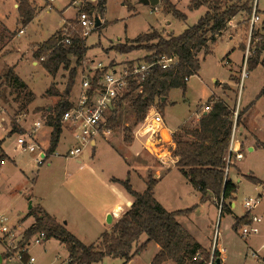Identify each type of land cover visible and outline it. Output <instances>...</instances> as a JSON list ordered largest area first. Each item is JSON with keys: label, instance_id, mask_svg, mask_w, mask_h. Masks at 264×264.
Here are the masks:
<instances>
[{"label": "rangeland", "instance_id": "obj_1", "mask_svg": "<svg viewBox=\"0 0 264 264\" xmlns=\"http://www.w3.org/2000/svg\"><path fill=\"white\" fill-rule=\"evenodd\" d=\"M35 1L38 4L35 6V9L38 11H36L37 15L34 17L33 21L28 24L27 32L20 34L17 38V40L19 39L22 41L23 45H21L20 42H12L5 50V53L19 51V48H23L24 52L19 55L23 58L26 54L29 60L21 61L17 71L35 92L36 96L33 105L40 106L34 109H30L29 106H22V96H18L21 95L18 89L13 86L10 87L7 84L2 85L0 88V97L3 101L7 100L11 102L10 106L5 103L7 101H4V104L7 107L6 110L8 115L13 117L11 120L12 123L16 121V116L24 113H26L25 115H27V113L32 115V113L37 112L42 113L43 119L46 117L49 118L52 112H54L55 106L62 98H65L67 88L72 87L71 97L75 102L78 100V97H80V76L78 75L77 78L75 76L76 79L74 78L73 80L70 79V71L75 68L73 65H76L75 58L73 60L74 62L70 64L67 70L63 68L60 69L61 71L59 70L60 74L58 75V80L52 82L53 76L42 65L41 58L34 55V51L40 43H30L40 42L49 38L54 32L62 29L64 21H68L66 25L69 27L72 34L79 33L85 38V42L88 46L87 56L85 55L83 58L85 62L95 59L96 63L102 62L104 65L116 64L115 68H112V70L115 69L117 72H121L123 70V64H126L125 69L131 67L134 63L138 64L144 61L145 56L151 53V51L141 48L128 53H119L112 49L114 45L119 43L131 45L140 34L148 33L153 29H156L161 34L164 28H166L169 34H181L187 27L197 23L206 11V6H201L198 9H194V11L190 10L188 7L189 0H177V6L171 0L179 10L187 15L186 19H178L173 16L172 13L164 11V4L162 2L154 7L142 3L140 0H107L105 14H99L101 22V18L103 17L107 22L104 21L102 26L100 25L99 28L93 29L89 35L83 36V29L76 21L79 7L74 2L75 0H54L51 2L52 5H46V0ZM85 1H90L85 4L86 6L88 3L96 4L98 0ZM14 3L15 0H0V12L5 15L6 23L11 29L9 30L4 24H0V32L2 33H0V42L2 44H6L5 42L7 41H12L19 29L16 24L17 9L14 7ZM129 5H132V7H129ZM258 9L260 17H264V0L258 1ZM95 14L96 13H93L92 15ZM244 16L249 18L248 14L245 12ZM245 23V27L249 29L247 48L250 41L251 45H254V51L250 47L251 51L249 58L254 55V57H258L259 60H261L264 57V35L260 30H256L255 28L253 29L254 31L251 32L250 18L249 20H245ZM26 25L27 24H23L20 27ZM252 33L255 34L254 38ZM119 37H121L122 40L119 39ZM241 39L240 34H236L233 39H230L229 35L223 36L213 44L212 52L206 57H203V52L200 53L199 57L202 59L199 74L189 77L185 91L182 88H174L171 90L169 101L166 102L164 107V115L168 125L174 126V124L183 122L191 116L194 117L196 115L195 111L208 101V98L213 92L216 91L219 93L220 89L218 87L216 88L217 85L213 78L219 82L230 81L231 69H240L243 63L244 51L239 46V41ZM155 41L156 40H154V42ZM229 51H232L229 56L231 59L230 63L226 56ZM17 55L18 54L0 59V71H2V73L8 68V66L4 67L5 60L9 63L15 62L16 59L20 57L19 55L17 57ZM33 60L39 61V63L34 65ZM247 69L249 71L248 76L242 81V72L240 71L238 78L236 77L238 90L230 93L232 100H234L236 106H239L240 110L241 108L244 109L247 107L253 100L257 102V100L263 96H259V94L264 86V66L259 63L256 67L250 69V66L247 65ZM49 86H51V91L46 93ZM56 92L60 93V95H56ZM21 93L24 94L25 92ZM124 100L125 101L122 103V113L121 115L119 113L120 120L118 119V126L116 129L114 128L112 130L111 135L107 139L104 137L98 138L96 158L98 156V161L106 165L110 172H113L117 176L127 178V171L131 169V166L127 164L123 156L126 155V153L129 155V150L133 151V149L129 148V145L133 141L134 131L139 130L140 123L136 122L135 113L130 106V99L126 98ZM156 103V108L162 113L158 101ZM50 106L52 107L51 113L48 112ZM43 119L40 120L43 121ZM249 119L253 126L260 127L261 131L259 132V136L264 141V102L258 106V109L255 108L253 112H251ZM5 126L10 127V122H6ZM126 127L131 129L132 140L129 142L125 140ZM14 143L16 145V139L12 141L9 147L12 148ZM142 147L141 158H143V161L141 163H144V161L147 163H157L159 161L160 158L145 149L144 144ZM88 152L89 148L85 150L83 159L86 158ZM33 153L34 151L25 150L24 153L22 152L19 154L17 160L23 171L18 168L16 169L12 162L4 164L3 170L0 171V210L5 212L10 220L16 224V241H20L21 239V241L25 240L24 232L32 225V221L35 220L33 215L28 216V211L30 210L29 206L37 205V201L33 194L41 193L45 194L46 197H57L61 189H65L72 185V181L68 183L64 180L65 176L70 172L74 174V179H76L75 175L82 172L77 164H74L71 160H66L65 157L57 155H51L49 157L48 161H51L50 164L47 161L40 165L33 160ZM121 153L123 155H121ZM242 159L244 162L242 166L259 178L261 183H255L246 177H244L240 183L237 182L239 187L235 194L234 202L236 205L234 210L238 216L245 215V199L248 197L261 196V203L253 211L262 217L261 232L257 235L249 236L248 238L242 237L239 234V229L242 225L239 229L235 230L233 227L234 216L226 213L222 214L221 200L214 198L211 194L205 197V201L201 200V202H206L207 200L209 202H207L206 206L204 205L205 208L202 210L203 213L200 214L198 219H194L195 223L197 221L196 224L198 225L187 224L190 226V229L193 230L194 235H192L196 239L206 245L212 244L210 249L203 246L207 251L213 253L215 249H218L215 247L216 244L219 248H223L227 264H264V250H261L259 258L246 255L250 247L261 249V245L264 244V146L257 147L254 152L246 151ZM129 160H131L129 161L131 164H136L133 158L130 157ZM68 161L73 164H67ZM136 167L138 168L137 164ZM140 170L143 172L142 167H140ZM132 173H134V171H132ZM143 175L144 177L140 176L138 179L134 177L131 182L133 187L138 191H143L146 180H148L150 176L153 177V175L148 176L149 173L143 172ZM181 177V174H179L177 170H174L169 178L165 179L156 189L157 196L164 197L169 206H172L169 204L170 202H172L173 205L182 207L194 204L192 200L175 201L174 198L168 197L172 189L175 190V182L179 183L180 185L178 188L184 189V192L188 195V188L186 185L182 184L183 177ZM178 180H180L181 183ZM191 189H193V186H191ZM28 197H31V200H29ZM231 201L233 202V200L228 199L226 203L229 204ZM54 203L56 204L57 201L55 200ZM192 207L195 208L179 216L189 215L195 212L199 205L196 204ZM230 208L232 209V203ZM0 253L3 256V261L0 262V264H17L14 260L6 256L4 246L1 243ZM29 253L36 259L32 264L69 263L68 249L65 244L61 243V241L56 238L45 239L42 244L33 243ZM121 263L122 260L120 258L112 257H105L103 260L96 262V264Z\"/></svg>", "mask_w": 264, "mask_h": 264}, {"label": "trees", "instance_id": "obj_2", "mask_svg": "<svg viewBox=\"0 0 264 264\" xmlns=\"http://www.w3.org/2000/svg\"><path fill=\"white\" fill-rule=\"evenodd\" d=\"M18 1L22 23L28 24L34 18L35 10L29 0ZM160 1L164 4L165 12L172 13L178 19L187 18L186 13L179 10L171 0ZM106 3L107 0H98L96 4L88 3L83 9L90 14L103 15ZM203 5L208 6L207 12L197 23L187 27L181 34L164 37L153 29L148 33L140 34L131 45L119 43L112 47L119 53L145 48L151 51L144 58L147 62L161 55L178 57V63L173 68H152L140 82L134 77L128 78L129 90L123 99H130V106L134 110L137 123L144 120L149 109L157 101L163 111L172 88L180 87L185 91L186 77L197 74L200 69L198 54L207 49L208 43L214 42L216 36L227 29L232 17L241 11L251 16L253 10L252 0H190L189 9H197ZM252 36L255 34L252 33ZM62 38V30H57L47 40L38 44L34 51L36 57H43L42 65L53 76L61 67L64 69L70 67L71 56L76 57L79 62L88 50L85 38L79 33L71 35V43L61 42ZM259 63L264 66V57L259 60L253 55L247 60L250 68L256 67ZM75 76L76 69L73 68L70 71V79L73 80ZM4 84H10L18 89L21 94L18 96H22V106H27L31 101L33 93L26 90L25 83L11 67L6 68L0 75V88ZM20 88L25 89L24 94L21 93ZM50 91L51 86L47 92ZM55 94L60 95L58 92ZM262 95H264V86L259 96ZM208 102L211 107L201 115L197 127H180L181 133L174 135L176 147L172 153L178 158L176 165L181 168L191 184L202 192L201 200L205 201L209 193L221 200L222 214L234 216L233 227L237 230L247 223L250 217L249 213L241 217L235 215L230 208L232 201L229 204L226 203L228 199H235L238 189L236 183L225 175L226 156L235 121L236 105L231 107L221 98H210ZM122 105L120 103L119 113ZM70 106L71 103L62 98L48 118V123L53 126L50 146L47 149L49 154L57 148L62 132L61 117ZM243 114L244 111L240 110L236 121L237 127L241 124ZM118 119L119 116L111 119L110 126L113 129L118 126ZM12 124L11 132H15L19 126L17 121ZM125 129V140L129 142L132 140L131 129L129 127ZM1 143L0 140V146ZM6 158L7 155L0 149V166ZM246 178L255 183H261V180L255 176L248 175ZM121 182L135 200L114 226L101 234L97 243L85 244L38 205L28 211V216L33 215L35 220L25 230L24 241H28L41 230L45 231L46 239L56 238L66 245L69 251L68 264H92L105 257H118L122 260V264H125L142 252L150 241L160 245V250L151 264H164L167 260H172L176 264H209L211 258L213 264H218L216 259L220 258L219 250L215 249L213 253L207 251L178 220L180 214L189 212L195 207L184 211H168L154 196L157 181L152 176L147 181V188L142 192L133 188L129 177ZM143 234H146L148 238L139 244Z\"/></svg>", "mask_w": 264, "mask_h": 264}, {"label": "crops", "instance_id": "obj_3", "mask_svg": "<svg viewBox=\"0 0 264 264\" xmlns=\"http://www.w3.org/2000/svg\"><path fill=\"white\" fill-rule=\"evenodd\" d=\"M176 1L177 0H172V2L175 3L177 6ZM29 2L30 3L32 2V6L36 12L37 10L35 9V6L38 5L36 3V1L35 0L34 1L29 0ZM124 3H126V2H124ZM48 4L52 5L51 2L46 0V5H48ZM189 4H190V0L188 2V7H189ZM106 5H107V3H106ZM18 6H19V1L15 0L14 7L17 9L16 24L18 25L19 29L17 30V33L14 35L12 41H7V42H5L6 44H2L0 42V59L8 58V57H10L12 55H16V54L21 55V53L24 52L23 48H19V51L5 53V50L9 47V45L12 42H20L21 45H23L22 41L19 39L17 40V38L20 34H24L27 32L28 24L31 23L34 19L33 18L26 26L20 27L23 25V23H22V17L20 16V13L18 10ZM156 6H154V7H156ZM203 6H206V11H205V13H206L208 10V6L207 5H203ZM129 7H132V5H129ZM105 11H106V9H105ZM193 11H194V9H193ZM258 11H259V9H258ZM37 12L35 13L34 17L37 15ZM248 17L251 18V16H248ZM249 18L244 16L243 11L238 13L236 16L232 17L228 22L227 29L224 30L220 35H217L216 40L214 42H209L207 49L201 51V52H203V57H206L209 53L212 52L213 44L216 43L218 39H220L226 35H229L230 39H233V37L236 34L241 35L242 39L239 41V46L244 51L242 66L240 69H237V70H234L233 68L231 69L232 73L230 75V81L229 82H219L218 80H215L213 78V80L216 82V85H217L216 88L218 87L220 89V91H219V93L216 91L213 92V94L208 98V101L210 98H214V99L221 98L227 104H229L231 107L233 105H236L234 100H232L230 93L235 91V90H238L236 77L238 78L240 71L243 67L245 55H248V58H249L250 51H251L250 47L254 51V45H251V41L248 44V48H247V39H248L249 29L247 27H245L246 26L245 20H247V19L249 20ZM101 19H102V22L100 25L102 26V23L105 21V19H104V17ZM66 20H69V19H66ZM263 20H264V17H262L261 20L257 21L254 24L253 28H251V32L255 28L256 30H260V32L264 35ZM105 22H107V20ZM0 24L1 25L4 24L9 30H11L6 23L5 15L1 14V12H0ZM8 29H6V30H8ZM20 30H23V32H20ZM162 31H163L162 35L164 37H169L171 35L166 30V28H164ZM1 34H0V37H1ZM126 38H129V37H126ZM253 38H254V36H253ZM47 39H45V40H47ZM119 39L122 40L121 37H119ZM130 39H133V38H130ZM45 40L40 41V42H30V43H42ZM27 46H25V47H27ZM20 51H22V52H20ZM232 51H229L226 54V56L228 57L229 63L231 62V59L229 58V56H230ZM87 52H88V50H87ZM200 53L198 54V58L200 60V68H201V59L202 58L199 57ZM18 55H17V57H18ZM263 55H264V53H263ZM86 56H87V53H86ZM74 58L76 61V65H73V67L77 68L76 69V73H77L76 78L79 75L81 78V81H82L83 71L86 67V63H87V66H91V67H96V66H98L99 63H101L105 67V69L115 68V65H116V64L115 65H104L102 62L96 63L95 59H91L87 62H85V59L84 60L82 59L81 61L78 62L76 57H74V56H71V63L74 62L73 61ZM24 60H29V58H27L26 54L23 58L20 56L18 59H16L15 62H12V63H9L8 61L5 60V66L4 67H6V66L13 67L15 74H17L23 80V82L26 85L27 90L31 91L33 93L31 101H29L27 106H29L30 109H34L35 107L40 106V105L39 106L33 105V101H34L35 96H36L35 92L30 87V85L26 82V80H24V78L17 71L18 67L21 64V61H24ZM38 63H39V61L33 60L34 65H37ZM114 63H116V62H114ZM125 67H126V64H123L122 68L124 69ZM61 68H63V67H61ZM250 69H252V68H250ZM64 70H67V69H64ZM60 71L57 72L58 74L56 75V77L52 75L53 76L52 82H54L55 80L56 81L58 80V78H59L58 75L60 74ZM1 73H2V71H0V74ZM197 74H199V71ZM186 81L188 82L189 79ZM7 85L11 87L10 84H7ZM49 88H50V86H49ZM178 88H180V87H178ZM48 89H47V91H48ZM172 89H174V88H172ZM81 91H82V83H81V88H80V94H81ZM61 92H62V90H61ZM46 93H48V92H46ZM65 93H66L65 99H67V101L69 103L73 104V103H76L78 101L77 100L75 102L74 99H72V97H71L72 96V87L67 88ZM170 93H171V91H170ZM169 98H170V94L166 100L167 102L169 101ZM78 99H79V97H78ZM51 102H53V101H51ZM51 102H49V103H51ZM263 102H264V95L260 99H258L257 102H255V100H253L252 102H250L249 105H247V107H245L244 109L241 108V110L244 111V114L241 117V120H242L241 124L239 125V127H237V129H238L237 139H238V143H239V148L244 153V156H245L246 151L254 152L257 147L264 146V141L259 136V132L261 131L260 127L253 126L250 123V119H249L251 112H253V110L255 108L258 109V106L261 105ZM51 110H52V107L50 106L48 108V112L51 113ZM132 111L134 112L133 109H132ZM205 112H207V111L202 112V109L198 108L195 111L196 115L194 117L191 116L190 118L186 119L183 122H179L177 124H174V126H170L166 122L164 110H163L162 116H163L164 122H163V127H161V135L165 141V144L169 145V147L173 151V149L176 147V143L174 141V135L176 133L179 134L181 132L180 127H188V128L197 127L199 125V120H200L201 115ZM121 113H122V110L120 112V115H121ZM25 114L26 113L18 115L19 116V123H18L19 128H18V130H16L15 132H11V127L6 126V130L1 132L0 140L2 141V143H1L0 149H1V151H3L7 155V158L2 162V164L0 166V171L3 170L4 164H6L8 162H12L14 164V166L16 167V169L18 168V169L22 170V168L18 164L17 159H18L19 154L22 152L24 153L25 151H22L20 149H16L15 143L12 146V148H10L9 145L12 143V141L14 139L17 138L18 134L24 133L25 131H31L34 127L35 121H37L39 119H43L42 118L43 115H41L42 113L35 112V113H32V115L29 113H27V115H25ZM120 115H119V118H120ZM44 117H46V116H44ZM1 119L3 120V123L5 125H6V122L9 123V119H7L5 116H2ZM52 131H53V126L48 123L47 117L43 119L42 125L35 131L36 140H37L39 146L44 150H47L50 146ZM110 135H108L107 137H104V138L107 139ZM97 142H98V139H96L93 147H87V148H89V152L87 153L85 159H83V157L85 156V150L87 148L84 150L83 154L78 159L69 158V157H66L65 155L63 156V155H57L56 153H52L51 154L52 156H54V155L62 156V157H65L66 160H71L74 164H77L79 166V168L82 172H79L75 175L76 179H74V174L69 172L65 176L64 180L68 183L72 181V185H70L69 187H66L65 189L64 188L61 189V191H60V193H58L57 197L50 198V197H46L45 194H41V193H34L33 194L35 196L36 201H37V205L39 204V207H41V209L45 210L46 212L51 214L53 217H55V219L58 222L62 223L71 233L76 235L82 242H84L87 245L92 244V243H97L100 239L101 234L103 232H105L106 230H110L114 226V224L117 222V220L130 208L133 201L135 200L134 196L131 195L127 191V189L125 188V186L121 182L122 180H125L126 178L117 176L113 172H110L106 165L101 164L100 161H98L99 157L97 156V158H96V147L98 144ZM74 143H75V139H74L73 129L70 127V125L68 123H62V132L60 134V140L58 142V145H57L55 152L65 154L67 152V150L69 149V147H71ZM143 144H144V137H142L139 130H137V131L135 130L133 141L129 145V148L133 149V151L129 150V152H130V153L128 152L129 155H127V153H126V155L123 156V158L127 162V164L129 166H131V169L127 171V177H129L130 182H132L134 177L137 179L140 178V176L144 177L143 172L149 173L148 176L153 175V177L157 181V184L154 188V196L168 211L185 210L187 208L192 207L193 205L198 204L199 207L195 210V212H193L189 215H181L178 217L181 224L191 234H193L194 233L193 230L190 229V226H188L187 223H189L190 225H193V224L198 225V224H196L197 221L195 223L194 219L195 218L198 219L200 214L203 213L202 210L205 208L204 205L206 206L207 202H209V201L207 200L206 202H201L202 192L200 190L196 189L191 184L189 179L182 172L181 168L176 165L178 158L175 157L173 155V153L170 154L169 150H163L161 152V155H163V156L159 159V161L157 163H155V162L154 163H151V162L147 163L145 161H144V163H141L143 161V158H141V153H142L141 148L143 149V147H142ZM131 153H134V154H131ZM33 154H34L33 160L36 162L37 152H34ZM121 155H123V154L121 153ZM130 157L133 158L134 161H136L138 168L136 167V164H131L129 162V161H131V160H129ZM48 162L50 164L51 161L49 160ZM73 163H69V161L67 162V164H69V165L73 164ZM138 163H139V165H138ZM242 163H244L243 159H234L233 165L231 166L230 172L228 174V178H230L234 183H236V185L238 187H239V184H237V182L240 183L244 177H246L248 175L255 176L250 170H246L242 166ZM140 167L143 168V172H142V170H140ZM185 169L187 170L188 168H185ZM174 170H177L179 172V174H181V176L183 177L182 184L187 186L188 195H186V193L184 192V189L178 188V186L180 184L175 182V190L172 189V191L168 197L174 198L175 201L192 200L194 204H192L191 206H186V207L176 206V205H173L172 202L169 203L172 206H169L168 203L166 202V200L164 199V197H158L157 196V190L156 189L163 183V181H165V179L169 178V176L172 174V172H174ZM132 171H134V173H132ZM116 179H118V180H116ZM168 180H170V179H168ZM147 181L148 180H146V185H145L143 191L147 188ZM178 181L180 182V180H178ZM132 186H133V184H132ZM191 186H193V189H191ZM185 196H188V197H185ZM28 199L31 200V197H28ZM55 200L57 201L56 204L54 203ZM235 205H236V203L233 200L231 210L236 215L235 210H234ZM32 207H33V205L29 206L30 209ZM255 214H257V213H255ZM109 216L112 217L111 222H108ZM239 217H241V216H239ZM33 223H34V220L32 221L31 224H33ZM147 238H148V236L146 234H143L140 238L139 244L145 242L147 240ZM198 241L202 246H204L207 249H210L212 246V244L206 245L205 243L201 242L200 240H198ZM215 247H217L219 252H220L221 263L227 264L226 260H225V256H224V252H225L224 249L219 248L217 244ZM159 250H160V245L158 243H156L155 241H150L148 243L147 247L142 252L135 255L131 260H129L125 264H151L153 258L159 252ZM246 255H247V253H246ZM112 258H118V257H112ZM164 264H176V263L173 262L172 260H167L164 262Z\"/></svg>", "mask_w": 264, "mask_h": 264}, {"label": "built area", "instance_id": "obj_4", "mask_svg": "<svg viewBox=\"0 0 264 264\" xmlns=\"http://www.w3.org/2000/svg\"><path fill=\"white\" fill-rule=\"evenodd\" d=\"M52 2L53 0H48ZM258 1L252 0V14L250 18L251 28L254 24L261 20L260 14L257 11ZM78 5V17L77 23L83 29V36H87L90 32L96 28V17L98 14L92 15L85 11L83 7L87 2L85 0H75ZM68 22V21H67ZM64 21L62 27L61 42L71 43V35L67 23ZM23 32V30H20ZM248 54V53H247ZM43 57H41V60ZM248 55H245L244 64L242 67V81L248 76L247 69ZM178 63V57L175 55H161L150 62L141 61L138 64L134 63L131 67L123 69L121 72L112 70V68L105 69V67L99 63L96 67L87 66L82 74V91L80 97L76 103L71 104L69 108L65 110L61 117L62 123H68L74 131L75 143L69 147L65 154L59 152H53L57 155H65L69 158L78 159L83 154L87 147H93L96 139L99 137H107L112 133L113 128L110 126V121L114 117L119 116L120 103H123L124 95L129 90V77H134L138 82L142 81L148 72L155 67H161L163 69H170L176 66ZM189 77H186L188 80ZM21 92H25L24 88H20ZM7 101V100H4ZM3 99L0 97V136L1 132L6 130V126L1 119L5 116L9 119L10 127L12 130V118L8 115L7 107L4 104ZM10 106L11 102H5ZM157 103L152 105L149 109L146 117L140 122L139 131L142 137H144V148L150 153L155 154L159 158L163 150H169L172 154V149L169 145L165 144V141L161 135V127H163V116L156 108ZM210 105L205 102L202 106V112L208 111ZM239 106L235 109V121L231 132L230 143L228 148V154L226 156L225 175L228 176L234 159H242L244 153L239 148L237 139V117L239 114ZM17 124L19 123V116H16ZM42 125V121L39 119L34 122V127L31 131H25L18 134L16 138V149L22 151L30 150L37 152L36 162L40 165L48 161L51 154L47 150L42 149L35 136V131ZM171 146V145H170ZM261 203V196L248 197L244 201L246 213H249V221L241 226L239 234L248 238L252 235H257L261 232L262 217L255 214L253 211ZM15 226L8 215L0 210V243L4 246V252L6 256L14 260L17 264H32L36 261L35 257L29 253L30 247L33 243L42 244L46 239L45 231H39L33 235L28 241H16L15 240ZM261 250H264V244L261 245V249L249 248L247 256L259 258ZM92 264H96L93 262ZM209 264H213L211 258Z\"/></svg>", "mask_w": 264, "mask_h": 264}, {"label": "water", "instance_id": "obj_5", "mask_svg": "<svg viewBox=\"0 0 264 264\" xmlns=\"http://www.w3.org/2000/svg\"><path fill=\"white\" fill-rule=\"evenodd\" d=\"M140 1L146 5H152V6H156L160 3V0H140ZM100 24H101L100 18H99V16H97L96 17V27L100 26ZM111 221H112V217L109 216L108 222H111ZM2 261H3V256L0 253V262H2ZM216 262L218 264H222L220 258L216 259Z\"/></svg>", "mask_w": 264, "mask_h": 264}]
</instances>
